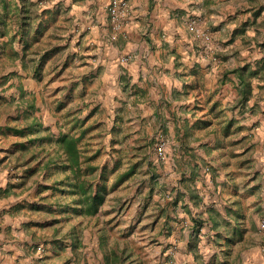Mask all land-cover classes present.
<instances>
[{"label":"crops","instance_id":"1","mask_svg":"<svg viewBox=\"0 0 264 264\" xmlns=\"http://www.w3.org/2000/svg\"><path fill=\"white\" fill-rule=\"evenodd\" d=\"M5 1L8 9L21 6L20 0ZM24 1L32 4L33 15H40L43 10L55 14L54 25L50 17L46 20L45 14L33 23V27L38 23L45 26L46 21L49 24V30L45 29L39 38L42 50H46L48 40L49 46L59 49L60 58L50 73L64 72L71 65L77 69L73 78L58 85L54 98L57 109L74 96H79L76 104L88 107L86 118L95 112L92 110H96V105L102 111L110 105L112 114L104 119L103 111L100 120H106L108 125L111 121L108 132L113 133L128 119L124 113L131 117L137 109L141 111L139 118L149 116L170 138L167 183L172 186L170 205L174 211L165 217L159 214L163 218L157 230L161 232L156 248L159 253L152 257L150 264H169L170 261L173 264H264V232L255 230L250 234L243 224L247 211L255 213L256 204L253 202L254 207L246 206L243 211L241 198L225 179L224 170H217L216 176L210 173L208 166L217 163L205 156V148L200 143L206 141L200 138L195 142L193 139L198 133L190 135L187 142L182 140L184 120L188 121V126L194 122L189 121L186 113L192 108L189 97L197 93L196 88H192L196 78L199 88L204 91L213 88L215 83H218L215 87L229 83L234 90L231 95L234 104L235 76L229 73L224 78L223 72L262 56L258 44L264 41V0H128L130 18L114 39L107 9L111 0H51L43 4L38 0ZM190 19L197 20L212 34L213 51L206 52L189 30L187 22ZM15 28L16 24L12 22L7 33L0 37L2 44L12 41L11 45L5 46L6 58L0 63V99H8L11 103L6 105H12V108L21 103L20 89L30 96L41 88V78L34 75L31 63L25 59L30 56V49L24 59L20 58L24 48L18 34L14 35ZM13 35L15 38L11 40ZM244 42L246 45H242ZM10 50L18 52L19 57L9 59ZM227 52H233L243 61L230 64L225 56ZM31 56H39V53ZM24 60H27L26 68L22 65ZM87 88L83 98L81 92ZM257 91L254 87L253 93ZM254 98L251 99L254 101ZM196 104L197 99L192 97V106ZM247 105L252 104L248 101ZM74 110L68 104L61 111V116L69 117L70 114V124L81 117ZM4 111L0 114V264L131 262L120 233L127 230L130 217L138 218L141 209L134 207L128 211L130 216L120 214L111 223L105 220L102 209L92 217L57 211L53 205L55 196L47 199L48 192H38V186L47 181L43 178L30 180L27 176L32 162L36 161L20 157L19 145L8 141L12 135L5 128L15 126L11 124L15 117L11 118ZM176 119L179 121L175 125ZM200 150L204 154H200ZM191 153L196 158L189 156ZM253 175L254 172L252 179ZM249 191L254 192L253 188ZM223 192H229L231 196H224ZM193 194L197 196L196 205L190 198ZM222 194L223 199L230 198V202L240 200L244 215L238 226L233 218L226 216L225 208L230 202L223 201ZM209 209L220 221L216 227L209 219ZM124 217L129 219L124 221ZM252 217L254 221V215ZM92 218V224H81L83 219L91 221ZM96 220L97 225L94 224ZM218 233L225 240L226 234L230 238L218 241ZM172 248L175 250L171 252Z\"/></svg>","mask_w":264,"mask_h":264},{"label":"trees","instance_id":"2","mask_svg":"<svg viewBox=\"0 0 264 264\" xmlns=\"http://www.w3.org/2000/svg\"><path fill=\"white\" fill-rule=\"evenodd\" d=\"M0 3H2L0 8V37L4 36L8 28L11 27L12 22H15L17 28H15L14 35L16 37L18 34L19 42L23 43L24 48L23 55L20 58L24 59L27 55V50L30 49V56L25 57L28 61H22V65L26 68L27 62H30L34 75L38 78L50 73L51 69L55 68L54 64L60 58L59 49L54 45L49 46L48 40L46 50H42V46H39V38L45 29L49 30L47 29L49 28V24H47L49 17L52 25H54L55 14L52 11L43 10L40 15H33L30 9L32 4L26 3L24 0H20V7L13 9H8L9 5L5 0H0ZM44 14L47 17L45 26L42 23H38L36 27H33V23L36 24L37 18L39 16L43 18ZM32 32L34 34L30 36ZM14 35L11 40L15 38ZM48 37L52 38L53 34H48ZM11 43L12 41L0 43V63L6 58L4 56L6 53L5 46H9ZM258 45L262 51L260 58L254 61H244L242 64L223 72L224 78L229 73L235 76L236 100L231 108H238L241 112L245 108L253 113L260 109L264 111V41ZM38 53L39 56H31ZM8 57L14 60L19 57V54L14 50H10ZM199 87V80L196 78L192 83V88H196V92H200L201 88ZM254 87L258 88L256 94L253 93ZM25 96L26 93L20 89L19 100L21 103L15 106L22 108L21 114L25 125L7 126L5 129L20 138V140L16 141L20 147V157H28L30 161L36 160V166L29 168L31 174L41 170L43 180L50 181L44 185H39L38 192L42 193L49 190L50 193L47 195V199L52 198L58 192L60 195L55 197L56 200L53 205L60 213L83 217L97 215L105 203L108 193L135 174L137 163L140 160H132L137 158L134 155L132 156L133 158L127 159L129 164L124 169H120L123 159L122 152L121 150L113 149L118 157L113 160L110 168L107 162H96L95 159L101 154V148L97 147L92 151L90 141H84V137L90 128V125L85 126V118L75 119L68 126L67 131L52 133L48 127H43L38 116L34 114L39 109L34 103V97L30 95L32 98L27 99ZM254 96L252 105L247 107L248 101ZM209 101L210 99L206 98L205 102L208 103ZM261 101L263 103L262 108H260L259 104ZM195 109L200 110L201 106L198 104L194 106L191 112L192 117ZM178 121L177 119L174 121L175 125ZM188 125V121L184 120L183 142H187L188 137L194 135V133H198L197 136L193 137L195 141L200 140V138H213V141L208 140V142L200 143L205 148L206 155H210L212 149L218 151V156L210 159L217 163L216 166L209 165L208 170L216 176L218 175L217 170L228 169L224 174L225 179L237 191L235 172L246 171L253 163L251 152L254 145L250 142V135L242 133L244 126L240 124L239 120L226 114L224 108L220 107L218 100L208 103L207 110L190 126ZM42 131L45 132L43 135L41 134ZM40 154L41 156L39 157ZM189 156L196 158L193 153L189 154ZM53 174H57V177L52 178ZM110 174L113 176L112 179L109 177ZM61 198L63 201H60ZM190 198L193 204L196 205L197 200L195 199L197 196L193 194ZM223 201L229 203L230 198L224 197ZM174 203H176V200H174ZM233 204H235V208H232ZM186 209L189 212L188 208ZM212 211V209L208 210L209 219L212 225L216 227L220 224V221L215 219ZM225 214L227 217L233 218L235 225L238 226L239 220L244 215L240 200L230 202L229 207L225 208ZM200 224L201 222H198V225ZM221 237H223L221 233L216 235L218 241L219 239H224ZM224 237L226 238L224 241L230 238L229 234Z\"/></svg>","mask_w":264,"mask_h":264},{"label":"rangeland","instance_id":"3","mask_svg":"<svg viewBox=\"0 0 264 264\" xmlns=\"http://www.w3.org/2000/svg\"><path fill=\"white\" fill-rule=\"evenodd\" d=\"M242 45H246L245 42L242 43ZM225 56L228 57L230 64L235 61H243L241 58L234 56L233 52H227ZM74 67L76 66L71 65L64 72L42 75L40 79L41 88L31 94V96L34 97V103L38 104L41 108V110L38 109L34 114L39 116L43 127H48L52 133L67 131L70 125V122H68L70 114L69 117L68 115L61 116V111L69 104L75 108L74 112L83 117V119L85 118V126L90 125L84 137V141H90L92 151L97 147L101 148V154L95 159L96 162H107L110 168L113 164V160L118 157L113 149H118L122 152L123 159L120 169H124L129 164L127 159L133 158L132 156L134 155L137 158L134 157L135 159L132 160H140V162L137 163L135 174L127 179L125 185H118L108 193L106 201L101 209L103 212L102 215L109 223L114 221L120 214L121 216L125 214L127 217L130 216L128 211L134 210V207L135 210L141 209L138 218H136L135 215L130 217L127 230H125V228L124 232L120 233V236L122 240H124L122 244L127 251L126 255L131 261L128 264H150L149 261L152 257L157 255L156 253H159V250H156V248H158V235H160L161 232L157 230L159 228V222L163 220V218H160L159 214L162 213L165 217L167 213L174 211L170 205V189L172 186L167 183L170 171L168 162H171L169 156L170 138L166 135L162 126L158 125L154 120H151L149 116L139 118V113L141 111L137 109L130 114L131 117L124 113L128 119L123 123L122 128L116 129L115 133L111 131L108 132L111 127V121L108 125L106 120H100L103 111L105 113L104 119H106L105 117L107 116L110 117L113 111V107L110 105H106L103 111L98 110V105H96L94 107L96 110H92L95 112L86 118L85 114L88 112V107L76 104L77 99L79 100V96H74L69 98L65 106H60L57 109L54 98L58 91V85L60 82L67 79L70 80V78L74 77L73 74H75L77 70ZM45 82H47V84H45ZM215 84H213V88H208V90L204 91V89H201L200 92L196 94L192 93L189 97L191 98L189 103L192 108L190 112L186 113V116L189 121H195L207 110L208 103L210 104L213 100H218L220 102V107L224 108L225 113L239 120L240 124L244 126L242 133L251 135L250 142L254 145L251 152L253 163L246 171L242 170L240 172L237 171V173L235 172L238 187L236 195L241 198V203L244 206L243 211L247 209L246 206H253L251 205L253 202L256 204L255 213L246 212V218L243 224L248 228L247 232L251 234L254 233L255 230H259L258 232L263 233L264 228H260L259 226L260 223L264 221V212H262L264 211V111L260 109L253 113L248 109H244V111L241 112L238 108H231L233 105L231 95L234 94V90L230 87L229 83L227 85L222 83L221 86L216 87ZM256 89L255 87V90ZM87 91L88 88L82 90L81 94L83 98L86 97ZM89 92H91L90 89ZM31 96L26 95L25 98L30 99L32 98ZM192 97H195L198 101V105L201 106L200 110H194L193 117L191 115L192 109L194 108L192 106ZM206 98L210 99L208 103L205 102ZM0 100V114L2 115V111L5 110L4 112L11 118L15 117V121L11 123L12 125H25L21 114L22 108L15 107L14 105V108H12V105H6L11 102L5 97H2ZM252 102L253 99L249 100V104H252ZM259 104L260 108H262V101ZM135 113L137 115H134ZM81 117L79 119H81ZM44 133V131L41 132L42 135ZM17 140H20V138L12 135L11 139L8 141L11 143L15 141L16 143ZM204 140L207 142L208 140L213 141V138L209 139L206 137ZM15 145L17 146V143ZM159 148H162V154L158 153ZM199 153L204 154L202 150H200ZM205 156L210 160L212 157L218 156V151L212 149L210 155ZM35 164L36 163L32 162V167H35ZM233 169H235V167H233ZM227 170L228 169H225L223 174H225ZM253 172L254 175L252 179ZM27 174L30 180H40L42 178L41 170H37L32 174L30 170ZM54 177H57V174H53L52 178ZM109 177L111 179L113 178L111 174ZM48 182L50 181H47V183ZM250 188H253L254 192L249 191ZM46 192L50 193L49 190ZM228 193L229 192H223L224 196L230 197L231 193ZM54 195L57 197V195L60 194L57 192ZM60 201H63V199L61 198ZM257 203L260 204L257 205ZM252 215H254V221ZM127 217H124V221L129 219ZM93 220V218L91 221L83 219L81 224L86 225V222H91L92 224ZM97 222L96 220L94 224L97 225ZM122 223L124 224V222ZM174 250L175 249L172 248L171 252ZM161 254L162 252L159 255ZM169 254L170 251L167 256Z\"/></svg>","mask_w":264,"mask_h":264},{"label":"built area","instance_id":"4","mask_svg":"<svg viewBox=\"0 0 264 264\" xmlns=\"http://www.w3.org/2000/svg\"><path fill=\"white\" fill-rule=\"evenodd\" d=\"M51 0H38L40 4L48 2ZM108 12L110 15V26L112 29V39L116 38V36L122 31L125 24L128 22L131 14V8L128 3V0H111L108 4ZM187 26L189 30H191L195 36L202 43L203 49L206 52H211L215 48V40L210 32L206 29L202 28L197 20L190 19L187 22ZM124 59H127L124 58ZM159 154H162V148H159ZM260 228H264V221L260 223ZM169 264H173L172 261Z\"/></svg>","mask_w":264,"mask_h":264}]
</instances>
